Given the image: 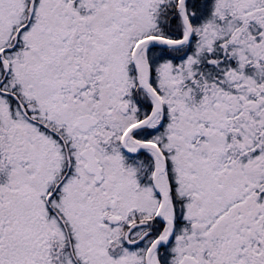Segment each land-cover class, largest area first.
I'll return each instance as SVG.
<instances>
[{
    "label": "snow or ice",
    "instance_id": "snow-or-ice-1",
    "mask_svg": "<svg viewBox=\"0 0 264 264\" xmlns=\"http://www.w3.org/2000/svg\"><path fill=\"white\" fill-rule=\"evenodd\" d=\"M0 264H264V0H0Z\"/></svg>",
    "mask_w": 264,
    "mask_h": 264
}]
</instances>
